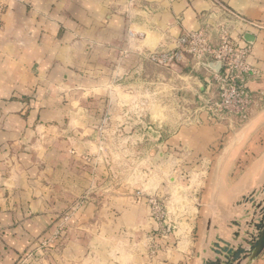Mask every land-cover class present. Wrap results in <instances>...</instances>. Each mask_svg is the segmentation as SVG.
Listing matches in <instances>:
<instances>
[{
    "label": "crops",
    "instance_id": "0c3cea01",
    "mask_svg": "<svg viewBox=\"0 0 264 264\" xmlns=\"http://www.w3.org/2000/svg\"><path fill=\"white\" fill-rule=\"evenodd\" d=\"M216 1L261 28L214 0H0V264H203L217 238L235 248L252 231L235 242L226 216L235 203L257 219L236 204L264 200V0ZM221 23L257 71L241 125L204 109L220 66L146 58ZM151 197L174 227L166 240L152 236Z\"/></svg>",
    "mask_w": 264,
    "mask_h": 264
},
{
    "label": "built area",
    "instance_id": "2783aa9c",
    "mask_svg": "<svg viewBox=\"0 0 264 264\" xmlns=\"http://www.w3.org/2000/svg\"><path fill=\"white\" fill-rule=\"evenodd\" d=\"M132 0H129L131 3ZM234 19L248 28L258 29L260 25L229 12L214 0ZM213 29L217 32V44L212 38ZM251 48L239 47L231 41L229 25L221 23L216 27L205 26L201 29L182 33L171 50H153L147 54V61L160 68H169L189 57L197 66L208 63L219 64L220 70L212 72L217 96L213 101L205 102L204 109L218 122H230L241 125L249 119L253 97L248 89L249 78L257 74L251 63ZM150 218L154 223L152 236L166 240L174 227L169 222L164 203L158 198L148 200ZM154 237H149L148 257L153 259L160 250Z\"/></svg>",
    "mask_w": 264,
    "mask_h": 264
},
{
    "label": "water",
    "instance_id": "95a60500",
    "mask_svg": "<svg viewBox=\"0 0 264 264\" xmlns=\"http://www.w3.org/2000/svg\"><path fill=\"white\" fill-rule=\"evenodd\" d=\"M211 69L216 71V68L219 67V64L210 65ZM264 191V186L262 187ZM256 192H251L248 197H242V199L237 202V206L242 204L250 203L254 204L253 217L257 219H251L249 223H245L244 227L251 232H246L245 239L242 240V243L238 244L235 248L231 245L217 238L216 242L213 245L212 252L216 256L214 260H205L203 264H242L246 261L245 264H252L256 259L260 257L264 251V205L263 203L254 202V197ZM232 225L237 228V231L233 234V240L236 242L241 236L242 225L233 221ZM223 245V247L220 246Z\"/></svg>",
    "mask_w": 264,
    "mask_h": 264
},
{
    "label": "rangeland",
    "instance_id": "374dc122",
    "mask_svg": "<svg viewBox=\"0 0 264 264\" xmlns=\"http://www.w3.org/2000/svg\"><path fill=\"white\" fill-rule=\"evenodd\" d=\"M128 158H130V156H128ZM131 175V173L128 175V176H130ZM129 178V177H128ZM250 194H248V195H246L245 197H248ZM161 201V200H160ZM240 201V200H239ZM162 202V201H161ZM254 202H256V203H263L264 202V200L263 199H261V197H254ZM163 203V202H162ZM81 204V202H79V203H77V204H75L73 207H72V209L68 212V213H66V214H64L63 216H61L60 217V219H58V221H57V223H56V227H55V230L53 231V233H52V235H51V237H50V239L46 242V243H57V240L58 239H61V237L62 236H64L65 234H66V227H67V225H68V223H69V220L71 219V217H72V215H73V213H75V211H76V209L79 207V205ZM255 204V203H254ZM254 204H250V203H246V204H242L243 205V208L247 211V212H251L252 210L253 211H257L256 209H254ZM232 205L233 206H231V208H229V210H228V216H226V224H227V226L229 227H235V226H233L232 225V222L233 221H235V222H237V223H239V224H241L242 225V227H244V225H245V223L247 222V223H249L250 222V220L252 219H249L248 220V216H246L245 214H246V212H244L243 211V213H240L239 215H237V216H235V215H233L232 214V212L235 210V207H234V205H235V203L233 204L232 203ZM263 205H264V203H263ZM230 214V215H229ZM213 217H217V218H222L221 216H220V213H219V215L218 214H216L215 216H213ZM236 228V227H235ZM245 228V227H244ZM236 231H237V228H236Z\"/></svg>",
    "mask_w": 264,
    "mask_h": 264
},
{
    "label": "bare ground",
    "instance_id": "6f19581e",
    "mask_svg": "<svg viewBox=\"0 0 264 264\" xmlns=\"http://www.w3.org/2000/svg\"><path fill=\"white\" fill-rule=\"evenodd\" d=\"M242 231V230H241ZM246 238V237H245Z\"/></svg>",
    "mask_w": 264,
    "mask_h": 264
}]
</instances>
